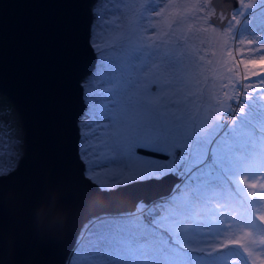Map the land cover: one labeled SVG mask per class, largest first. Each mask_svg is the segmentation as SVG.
I'll return each mask as SVG.
<instances>
[{"label": "rangeland", "instance_id": "1", "mask_svg": "<svg viewBox=\"0 0 264 264\" xmlns=\"http://www.w3.org/2000/svg\"><path fill=\"white\" fill-rule=\"evenodd\" d=\"M238 1L223 23L211 20L212 0L92 2L96 62L77 120L84 173L102 188L176 170L182 180L171 197L89 218L67 264H264V138L245 123L256 112L236 108L243 70L264 92V0ZM24 146L19 112L0 92V174ZM226 168L240 196L204 183ZM228 241L245 257L209 260Z\"/></svg>", "mask_w": 264, "mask_h": 264}, {"label": "water", "instance_id": "2", "mask_svg": "<svg viewBox=\"0 0 264 264\" xmlns=\"http://www.w3.org/2000/svg\"><path fill=\"white\" fill-rule=\"evenodd\" d=\"M94 0H0V92L18 110L24 154L0 174V264H67L83 225L170 195L174 172L102 188L78 151L81 79L96 62ZM238 0H212L215 12ZM223 23V22H222Z\"/></svg>", "mask_w": 264, "mask_h": 264}, {"label": "trees", "instance_id": "3", "mask_svg": "<svg viewBox=\"0 0 264 264\" xmlns=\"http://www.w3.org/2000/svg\"><path fill=\"white\" fill-rule=\"evenodd\" d=\"M244 65L247 66V64L245 62H244ZM242 70H243V68H242ZM244 76H246V77L244 78ZM242 77H243V82H242V88H241V95L239 96V100H238V104H237L236 108L237 109L238 108L241 109V111H239L240 113L248 112L249 115L250 114L253 115L252 113L254 111L256 112V114H255L256 116L253 115V118H248L249 120L246 119L245 123L250 127V129L251 128L255 129L256 132L258 134H261V136L264 138V92L262 90L255 89V87L253 86V81L251 82L249 80V75L247 74L246 69H245V71L244 70L242 71ZM251 77H253V76H251ZM254 79H256V78H254ZM254 136H255V134L252 133V137L253 138H254ZM238 147H236V150H240V149L243 150V147L242 148H240V146H238ZM138 150H139L140 153H143V154L148 155V156L163 157L165 155L160 150L149 148V147H145V146H138ZM263 159L264 158H262V156L258 157V160H260L262 162H264ZM237 167L238 168H243L240 164H238ZM231 169H234V168H226L225 171L224 170L220 171V174H219V176L217 178L209 180V181H205L204 183L206 185H209V184L216 185L217 183L224 182V184L226 183L225 186L228 188V195L235 194L237 196H240V194H237L235 192V190H234V182L231 180V178L229 176V174H230L229 172H230ZM176 171L178 172V170H176ZM240 171H242V170H240ZM177 172H174V173L177 174ZM178 184H181V183H178ZM169 196L171 197V195H169ZM238 199H239V197L236 198L235 201L237 202ZM126 213H129V212H125L123 214H126ZM149 221L150 220H148V219L145 220V222H149ZM177 245H178V249L179 250L183 249V245L182 244H178L177 243ZM223 245L224 246L216 245L214 248H211V247L208 248L209 253L207 255H209V260H217V259H219L218 253H222V252H225V251H226V253H224V254H226V255L229 254V253H233L236 256L245 257L244 252L240 248V246H241L240 244L228 241L227 243H225ZM184 248L188 249L189 251H194L195 250V249H189V248H186V247H184ZM201 251H203V253L204 252L206 253V250H204V249L201 250ZM248 262H249V260H248ZM246 263H247V261H246Z\"/></svg>", "mask_w": 264, "mask_h": 264}, {"label": "flooded vegetation", "instance_id": "4", "mask_svg": "<svg viewBox=\"0 0 264 264\" xmlns=\"http://www.w3.org/2000/svg\"><path fill=\"white\" fill-rule=\"evenodd\" d=\"M223 7H225V9H220L217 12H213V14L211 15V20H213L215 17H217V19H221V15H224V18L222 19V22H226V20L229 18L231 11L229 13V15L227 14V6L224 4Z\"/></svg>", "mask_w": 264, "mask_h": 264}]
</instances>
